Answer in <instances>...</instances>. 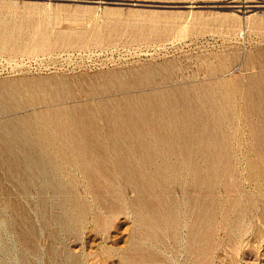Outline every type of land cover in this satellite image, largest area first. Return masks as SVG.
<instances>
[{
	"label": "rangeland",
	"instance_id": "obj_1",
	"mask_svg": "<svg viewBox=\"0 0 264 264\" xmlns=\"http://www.w3.org/2000/svg\"><path fill=\"white\" fill-rule=\"evenodd\" d=\"M0 264H264V0H0Z\"/></svg>",
	"mask_w": 264,
	"mask_h": 264
},
{
	"label": "water",
	"instance_id": "obj_2",
	"mask_svg": "<svg viewBox=\"0 0 264 264\" xmlns=\"http://www.w3.org/2000/svg\"><path fill=\"white\" fill-rule=\"evenodd\" d=\"M233 6L236 7V8H239L240 5H233Z\"/></svg>",
	"mask_w": 264,
	"mask_h": 264
}]
</instances>
